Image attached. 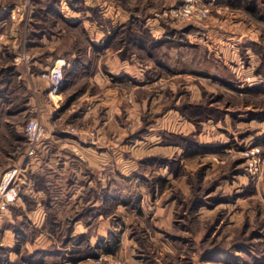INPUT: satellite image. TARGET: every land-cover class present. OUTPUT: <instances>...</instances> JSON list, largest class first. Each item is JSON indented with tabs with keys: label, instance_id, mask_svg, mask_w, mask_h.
<instances>
[{
	"label": "rangeland",
	"instance_id": "1",
	"mask_svg": "<svg viewBox=\"0 0 264 264\" xmlns=\"http://www.w3.org/2000/svg\"><path fill=\"white\" fill-rule=\"evenodd\" d=\"M120 1L136 14H139L141 10V16L147 15L149 11H154L155 14L159 12L167 32H173L176 29L182 32L188 26L205 29L207 23L212 20L214 23L211 22L210 27H214L215 24L220 27L225 17H229L227 19L230 23L241 22L237 35L242 38V41L245 38L248 40L246 43L243 41L238 49L243 68L238 71L235 62L231 63L233 68H226L215 63L217 82L209 81L207 74L199 77L185 75V78L190 80L186 82L184 78L172 76L166 70L160 73L154 56H151L147 60H151L153 69L148 73V77H153L154 87H151L148 95L150 97L160 95L162 99L153 107L143 112L136 111L130 119H126L125 107L129 104L128 102H121L119 113L112 115V112L102 105L104 100L80 96L81 88L88 87L89 84L85 80L75 79L67 68H65L64 80L58 94L69 84L72 88L59 97H56L58 94L50 96L52 99L50 100L47 97V91L44 90L49 85L47 81L42 79L41 83L35 82L34 90L30 84L27 87L26 81L17 78L16 74L25 71L23 62L20 63L16 66L13 77H10L2 87L3 90L7 89L0 98V175L14 165L27 166V170L45 173L50 194L56 197L53 202L54 209L50 210L52 221H60L61 226L56 228L50 241L48 236H39L41 233L24 224L25 232L30 234L29 237L35 235L32 242L29 237L24 238L17 233L16 229L21 228L19 223L26 221L21 213L10 208L0 215L1 246L9 250L7 254L9 260H19V264H25L20 259L26 251L34 253L42 249L46 252L44 254L41 251L43 264H260L259 260L264 261V257L256 258L255 247L260 249L258 246L261 244L264 255V173L255 180L251 179L245 170L244 158L240 152L257 146L264 154V140L262 142L260 138L254 139L255 129L247 125L237 128L236 122L240 121L238 116L241 114L244 115L242 121L250 122L251 116L248 112L251 113V111L254 114L260 112L264 114V89H254V86L264 84V76L256 72L262 63V58L250 46L251 43H262L264 46V22L251 18L241 7H231L217 0H203L204 3H195V7L202 10L208 9L207 16L203 18H198L196 15L185 18L173 14L172 11L190 4L186 0ZM261 1L263 0H258L259 7L264 8V3ZM0 4L9 5L4 8L5 10H0L5 19L2 21L3 35L0 36L1 69L13 66L17 53L18 56L29 54L27 53L29 34L25 32L12 35V29L16 31L22 28L21 31H23L26 28L27 24L22 22L29 11L35 14L39 8L47 9L49 6L57 8V4H34L31 0H0ZM19 5L24 6L21 10L19 9V15H15V18L11 17V8ZM130 22L135 26L132 34L139 35L147 30L139 29L143 28V25H137L136 20L131 19L128 23ZM47 24L50 28L54 25L53 21H48ZM223 30L210 36L211 43H218L221 40L220 33H223ZM128 33L129 30L119 37L126 38ZM145 33L147 35L145 34L143 38L146 41L141 43L146 42L150 45L152 37L147 31ZM67 35L73 40L72 45H69L71 48L68 46L67 49H73L74 44L83 46L86 42V36L81 33L77 34L71 30L67 31ZM47 37L50 38V36ZM109 37L104 36L105 42H108ZM41 39L40 44L33 46L37 61L34 63L35 66L31 67V71L36 75L49 69L44 68L49 61L48 57L55 59L66 51L65 49L60 51L66 45L58 44V41L53 44L54 48L50 49L48 45L52 42L47 45L42 44ZM131 45V43L125 44V52L128 50L131 56L136 55L140 61L145 60L139 49ZM56 49H59L57 51L59 54L47 55L46 63L39 61L44 52H54ZM208 53L206 47V58ZM121 54L122 52L118 55L123 58ZM66 55L67 53L64 57ZM164 55L165 53L162 52V60L167 62V56ZM212 59H210L211 62L214 61ZM209 69L207 66L206 72ZM186 83L194 86L193 91L198 90L200 99L192 98ZM131 88L137 95L136 101L144 98L143 89L135 88L133 83ZM187 103L205 105L206 116L212 117L194 121V118H198L194 115L189 119L177 109ZM159 104L162 106L158 107ZM171 110L176 111L180 118L193 129L187 131L179 127L178 130H172L173 124L175 129L177 127V118L172 116L169 112ZM218 111L222 113L217 114ZM259 117L252 120L264 121L262 119L264 115ZM31 118H37L40 121L45 128L46 136L38 144L36 155L27 159L28 143L24 128ZM122 125L124 131L119 129ZM165 127L168 128L165 129ZM97 132H99L98 140H106L108 137L115 143L112 146L115 151L114 158L108 166L109 181L115 189H121L122 194L138 197L139 212L129 206L125 207L122 203L118 204L114 199L115 204L110 209L106 206L101 208L100 205L97 212L101 217L102 237H100L106 242L108 234H112L111 240L116 241L115 245L109 252H99L97 257L70 260L69 251L72 243L69 242L66 247L62 244L64 238L70 233V226L75 215L82 210L79 208L80 205L75 207L80 199L78 188L82 182L80 175L76 173L80 172L81 164L78 163L79 157L75 148L80 149V146L75 147L72 144L81 139L82 146L90 145L97 151H103L106 147H96L97 145L92 143ZM251 133L253 137H250ZM168 134L191 137L190 141L193 142L190 143L195 144L194 151L187 153L184 146L166 142L168 139L166 140L164 136ZM206 135H208L207 140ZM245 135L247 141L245 137L241 139ZM134 139L142 141L137 142L138 146L132 149V154L140 157L139 170L144 172L146 166L150 169L148 168V172L145 173L146 177L132 181L128 175H122L121 168H124V165L119 161L126 154L122 142ZM159 157L170 159L173 162L172 165L167 166L156 162L159 161ZM74 158L77 159L74 160ZM149 158L152 161L141 163L142 159ZM165 168L170 173V179L167 178L168 173ZM103 169L105 174L107 169ZM123 172L127 171L123 170ZM150 176H156L161 180L150 179ZM43 184L44 181L39 180L36 185L42 188ZM154 198H158L159 205L162 204L165 211H158L157 203L150 206ZM84 213L87 214L86 220H90L92 225L96 224L98 219H94L95 212H92L93 217L90 212ZM26 215L32 225V222L38 220L34 212H27ZM84 230L80 223L77 224L73 232L77 236L72 238L79 237L82 235L80 232ZM255 232L259 236L253 235ZM253 238L254 242L262 243L256 246L257 243L251 242ZM96 242L90 243L95 245ZM49 249L55 254H49L51 253Z\"/></svg>",
	"mask_w": 264,
	"mask_h": 264
},
{
	"label": "crops",
	"instance_id": "2",
	"mask_svg": "<svg viewBox=\"0 0 264 264\" xmlns=\"http://www.w3.org/2000/svg\"><path fill=\"white\" fill-rule=\"evenodd\" d=\"M31 1L34 4H57L58 12L52 11V9L47 8L44 14V17L49 21H53L54 25L51 28L52 33L50 34V38H48L46 35H43L44 37H42L41 40L42 44L46 45L47 43L49 44L52 42L51 45H48L50 49L54 48L53 44H56L57 41L58 44L66 45L60 49V51H62L63 49H65L66 51H63L59 55V57L55 59L48 57L49 61L44 65V68L47 67L48 69L55 63L64 64V71L65 68L69 69V72H72V74L75 76V79L85 80L87 84H89L88 87H95V89H89L87 86L81 88L82 91L80 92V96H87L86 98L89 97L90 99L93 98L104 100L105 102L102 103V105L109 109V112H112V115L119 113V105L121 102L129 103L125 107V112L127 114L126 119H130L134 112H143V110L153 107L157 102L161 101L162 98L160 95H153L151 97L148 95L151 92V87H154V80H152L153 77H148V73H150L153 69V63L151 62V60H147L151 56H154L153 58L156 61L158 68H160V73L163 72L162 70H166L172 76L174 75L176 77L184 78L186 82H190V80L188 78H185V75L187 77L192 75L199 77L200 75L206 76V74L207 76H209V81L217 82L218 80L215 75L217 65L225 66L226 68H233V66H231V63L235 62V66H237L238 71H241V68H243V65L241 63L242 61H240L241 58L238 53V49L239 45L242 44L243 41H245L244 43H246V41L248 40H246L247 38H245L242 41V38L237 35V32L240 29L239 24L241 22L230 23L227 19L229 17L224 18V21H222L220 27L215 26L216 24H213L214 27H210L211 22H213L212 20L211 22L207 23L205 29L188 26L187 29L182 32H179L177 29L173 32H167L166 28L162 24V18L160 17L159 12L155 14L154 11H149L147 12V15L142 14L141 16V10H139V14H136L134 13L135 11L133 12L131 9L123 5L122 1L120 0ZM128 1L135 2V0ZM7 6L9 5L0 4V10H5L4 8H6ZM23 7V5L15 6L14 8H11V10H14L13 12L16 13ZM0 16V36H2V21L5 19L2 17L1 13ZM131 19L138 22V24L136 22L135 24L139 26L143 25V28L139 29H147V33L152 37V42L150 43V45L145 44L142 46L141 43H138V47L137 45H135V47L139 49L140 53L142 54V57L145 58V60L141 59L142 61H140V59L137 58L136 55L129 56V54L127 53V56L123 58L118 55L119 53L125 51L124 46L127 43L126 38L122 39L119 36H122V34L126 33V31L128 32L126 26ZM22 23L27 24L26 28H24L23 31H21L22 28H19L16 31L13 28L12 35L24 34L25 32L27 34H30L32 32V24L34 23V14L32 11H29L27 16L25 17L24 22ZM134 27L135 26L133 24L131 30L129 31L130 34L132 33ZM222 29H224V32L220 33L221 40L218 43H211L210 36L212 34H216L218 31L220 32ZM71 30L75 31L77 34L81 33L82 35L86 36V42L84 43L85 46H82L81 44H74L72 51L70 49H67L70 44L72 45L73 41L70 37H68L69 34L67 35V31ZM105 35L112 36L113 38H111L109 42H105ZM14 41L13 43H15ZM12 46H15V44H12ZM147 46H149V48ZM206 47L209 51L207 58ZM147 48L154 53L150 55L147 52ZM202 49L203 51H201ZM162 52L165 53L164 56H167L168 64L167 62H163ZM27 53H29L28 55H30V60L27 63L23 62L22 66L25 68V71L21 74L16 75L18 79L26 81L27 87L29 86V84L31 85V87H33V84L35 82L41 83V81L43 80L39 78L38 75L35 74V72L31 71V67H34V63L35 61H37L35 58L36 50L33 46H27ZM30 53L32 54V56ZM64 53H67L65 57L63 55ZM211 57H213V59ZM75 58L78 59V63L74 68L71 61ZM210 59L214 61L211 62ZM215 63L217 65H215ZM14 65L19 66V64ZM207 66L210 68L208 72H206ZM131 83L134 84L135 88L143 89L146 95L144 94V98L142 100L136 101L137 95L134 91H132ZM47 84L49 83L47 82ZM185 85L187 86L188 90H190L193 99L201 98L200 93L197 92L198 90L193 91V85L187 83ZM38 87L39 89L41 88L40 85ZM33 88L35 90L36 87ZM69 88H72V85L70 86L69 84L68 86H65L63 88V91H61L60 94H58V96L56 97L61 96L65 91H69ZM44 90L45 92L47 91V97L52 100L48 93L50 90V86L48 85ZM146 96H148V98ZM149 99L150 101H148ZM132 100L133 102H131ZM52 103L53 105H55L54 102ZM161 106L162 105L160 104L158 105V107ZM169 112L173 117L177 118V127L175 129V125L173 124L172 130H178L179 127H182L183 130L186 129L187 131L193 129L192 126H190L187 122H184V120L180 118L176 111L171 110ZM243 116V114L238 116V118H240V121L236 122V127L241 128L247 125L251 129H255V135H253L254 139L260 138L259 140L261 141L262 139L263 142L264 121L255 122L254 120H251L250 122H246L242 121V118H244ZM228 123L229 122L227 121V125ZM135 124L138 125V123ZM166 128L168 127H165V129ZM119 129L124 131L123 125ZM98 133L99 132L94 135V137L96 138H92L94 141H92V143L94 145H97L96 147H106V149L103 151H97L94 149V146L90 147V145L82 146L80 144L81 142H83L81 139L79 141H75V143L72 144V146L74 145L75 147L80 146V149L75 148V150L78 152V163L81 164L80 172L76 173L80 175V179L82 180L81 185L78 188L80 199L78 200L75 207L80 205V209L91 208L96 212L95 214H97L100 205L101 208L102 206H106L108 209H110L115 204V202H113V197L111 196L114 193L115 188L114 185L109 181L110 177L108 171V166L111 165V159L114 158L113 156L115 151L112 149V146H114L115 143L113 140H109L108 137H106V140H98ZM209 134L210 133H208V135ZM208 135H206V140L208 138ZM122 136L125 137V135L123 134ZM251 136L252 133L250 137ZM244 137L246 138V135L241 139H243ZM247 140L248 139L246 138L245 141ZM98 141H100L99 145ZM137 142L142 141L134 139L122 142V147L126 154L121 157L119 162L124 165V168H121L122 175H128V178L132 175L136 177L135 179L141 178L142 176L146 177L145 173L150 169L146 166L144 172H141L139 170L140 157L138 158L137 156L132 154V149L135 146H138ZM76 159L74 158V160ZM103 168L107 169L105 174L103 173V171L105 170ZM23 170L24 176L22 177L20 191H23L24 194L28 195L34 200L35 208L30 212H34L38 217V220L32 223L35 227H41L46 218V211L54 209L53 202L56 197L50 194L51 191L48 188V179L45 173L39 171L35 172L32 169L27 170V166L23 167ZM123 170H126L127 172H123ZM29 172L42 176V181H44L42 188H39L37 190L34 189L33 181L28 178ZM162 173L164 174V172ZM166 173L168 172L166 171ZM167 178L170 179V173H168ZM132 181H134V179ZM129 182L131 183V181ZM102 189L107 190V197L105 199L101 196ZM88 192H91L89 196ZM150 203V206H152V204L155 205V203L159 205L158 198L152 199ZM15 206L25 209L26 203L20 197ZM141 206L142 205L140 204V207ZM158 211H165V209L162 207V204L158 206ZM98 216L99 214L94 217L95 220L98 219V221L94 225L91 224L90 220L76 221L73 225L70 236H77L73 232L75 226L80 223L85 229L84 231L80 232V234H86L87 232H89V240L91 243H95L97 240L103 239L101 238L102 234L100 231L101 217L99 216L98 218ZM41 235L48 236L43 233L39 236ZM47 238L49 240L51 239L49 236Z\"/></svg>",
	"mask_w": 264,
	"mask_h": 264
},
{
	"label": "trees",
	"instance_id": "3",
	"mask_svg": "<svg viewBox=\"0 0 264 264\" xmlns=\"http://www.w3.org/2000/svg\"><path fill=\"white\" fill-rule=\"evenodd\" d=\"M217 1L219 3H225V4H227V5L231 6V7H241L247 12V14L250 15L251 18H253V19L257 20V21L258 20H262L264 22V8H260L259 7L258 0H217ZM261 2L264 3V0L261 1ZM39 4H42V3H39ZM52 7H54V6H49V8L52 9V11L58 12V10H57L58 8H56V7L52 8ZM46 10L47 9L39 8L34 14V23L32 24L33 30L29 34V36H30L29 37V46L30 47H32L34 45H38L37 43L40 44V39L43 37V35L50 36V34L52 33V30H51L50 26L47 24V22L49 20H47L44 17V14H45ZM132 25H133L132 22L128 23L127 26H126L127 30L130 31L131 28H132ZM145 32L146 31H144V32L142 31V33L139 34V35L128 33V35L126 37L127 43H129V45H130V43L132 45H134V46L137 45V47H138L139 44L141 43V41H146L143 38L144 35L146 34ZM111 38H113V37L110 36L108 38V42L111 40ZM145 44H146V42H142L141 43L142 46L145 45ZM250 46L262 58V63L257 68L256 72L258 74H261V75L264 76V46L262 45V43H251ZM58 50L59 49H56L54 52H44L41 55V58H39L40 59L39 61H41V63H46L45 62L46 61L45 58L47 57V55L56 56L57 54H59V52H57ZM70 50L72 51L73 49H70ZM127 53L130 55L129 51L126 50V52L125 51L122 52L121 56L125 57V56H127ZM148 53L150 55L152 54L151 51H148ZM63 55H65V53ZM71 62H72L73 67L75 68V66H77L78 59L75 58ZM15 69H16L15 65L9 66V67H6V68L3 67V68L0 69V98L2 97L3 92H5V90L7 89L6 88L5 90H3L2 87L8 82L7 80L10 77H13V75L15 73L14 72ZM70 73H71V71H70ZM254 89H256V90L257 89H264V84H260V85L254 86ZM177 109H178L179 112H181L182 114L187 116L189 119H190V117H193L194 115L197 116L198 118L197 119L194 118V121H199V120H202V119L206 120V118L212 117L210 115L206 116L207 112H206V106L205 105L203 106V105H197V104L194 105V104L187 103V104H185V106L179 107ZM193 113H195V114H193ZM219 113H222V111H218L217 112V114H219ZM248 115L251 116L250 119L252 120L254 118H258L259 116H263L264 114L262 112H260L258 114H254L253 111H251V113L248 112ZM262 119H264V118L262 117ZM164 137H166L165 138L166 140L168 139L166 142H170L172 144L176 143V144H180V145L184 146L185 151L187 153L192 151V150L194 151L195 144L194 143H190V142H193V141H190L191 137L188 138L186 136H182V135H179V134H168V135H165ZM150 160L152 161V159H150V158L149 159H142L141 163H144V162L146 163V162H148ZM158 160L159 161H156V162H160V164L167 165V166H170L173 163L170 159H164V158H161V157H159ZM142 177L144 178V176H142ZM150 177H151L150 179H154V180L158 179L156 176H150ZM28 178L33 181L34 189H36V190L39 189V187L36 184H37V182H39V180H42V176L39 175V174L28 173ZM135 178L136 177L133 176V175L130 176V179H132V180L135 179ZM159 180H161V179H158V181ZM90 194H91V192H88V196ZM101 196L104 197V199L107 197V190L106 189H102L101 190ZM111 196L113 197V199L118 204L122 203L123 205L129 206V208H131V209H136V211L139 212V210L137 209V206L139 204L138 197H134L133 195H130V194H122L120 189H115L114 193ZM20 197L26 203V208L22 209L21 207H17V206H12L11 207V209L13 208L14 210H16L19 213H21V215L24 216L25 221H26V222H20L19 223L21 228L16 229L17 233L21 234V236H24V238L25 237L28 238L30 234H27V232H25V229H24L25 228L24 224H26L28 227L32 228V230H36L37 232H39L41 234L43 233V234H46V235L50 236V238L51 237L53 238V235L56 232V228L61 226L60 221L53 222L52 221V216L50 214V211L48 210V211H46V218H45V221H44L43 225L41 227H35L28 220L27 215H26L27 212H30V211H32L35 208V202H34V200L31 197H29L28 195L24 194L23 191H20ZM84 212H90V215H92V212H95V211L93 209H91V208H83L80 212H78L75 215V217H74V219H73V221L71 223L72 226L78 220H83V219H84V221L86 220L85 217H87V214L85 215ZM96 215H98V213L94 214V217ZM72 226H70V230H69L70 233L67 234V236L64 238L63 244H62L63 247H66V245L69 242L72 243L71 244V250L69 251L70 260H80V259H83L85 257H90V256L97 257L99 252H105V253L109 252L112 249L113 245H115V243H116L115 240H111L112 234L111 235L108 234V237L106 238L108 241L105 242L104 239H99L98 242H96L95 245H92L90 243V240H89L90 233L82 234V235H80L77 238H72L70 236L71 235V231L73 229ZM253 235L259 236V234L256 233V232ZM34 236L35 235H32V237H29V240L33 241L34 240ZM256 237H255V239H256ZM255 239L254 238L251 239V242L257 243L256 246L259 243H262V242H257V241L254 242ZM247 240H248V238H247ZM248 242H250V240ZM105 243H107V244H105ZM240 243H243V242H240ZM258 247L260 249L255 247L256 258L261 257V259H263L264 255L262 254L261 244H259ZM41 251L44 252L45 250L42 249ZM41 251L40 250L39 251L36 250V252H34V253H29V252L26 251L23 254V256H22V258L20 260H22L23 263H25V264H43V262H42V257L43 256H42V252ZM48 251L51 252L52 250L49 249ZM0 252H1L0 253V264H19L20 263L19 260L10 261L9 258L7 257V254L9 252V250L6 247L1 246V244H0ZM45 253L46 252H44V254ZM53 253L51 252L49 254L53 255ZM259 261H260V264H264V261H262V260H259Z\"/></svg>",
	"mask_w": 264,
	"mask_h": 264
},
{
	"label": "built area",
	"instance_id": "4",
	"mask_svg": "<svg viewBox=\"0 0 264 264\" xmlns=\"http://www.w3.org/2000/svg\"><path fill=\"white\" fill-rule=\"evenodd\" d=\"M189 5H185L183 8L172 11L175 16H181L190 18L196 15L198 18L206 17L208 9H200L195 7V3H202L203 0H186ZM204 3V2H203ZM11 10V17L15 18L16 14ZM30 56L28 54L14 57L15 64L22 62H28ZM39 78L47 81L50 86L49 95H57L59 88L64 80V64L55 63L48 70L44 71ZM25 137L28 143L26 157L32 158L36 155V149L38 144L42 142L46 136L45 128L42 126L37 118H31L28 120L24 128ZM244 158L245 170L248 176L255 180L264 173V154L257 146L250 147L240 152ZM24 170L21 165H14L1 173L0 175V215L10 210L12 206H15L20 199V189L22 184V177Z\"/></svg>",
	"mask_w": 264,
	"mask_h": 264
}]
</instances>
